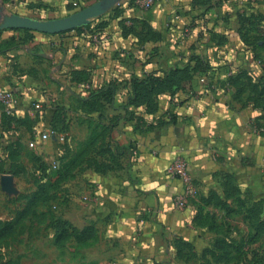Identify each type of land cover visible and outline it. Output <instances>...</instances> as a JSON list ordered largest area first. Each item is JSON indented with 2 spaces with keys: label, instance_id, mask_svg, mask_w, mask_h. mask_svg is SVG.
<instances>
[{
  "label": "crops",
  "instance_id": "crops-1",
  "mask_svg": "<svg viewBox=\"0 0 264 264\" xmlns=\"http://www.w3.org/2000/svg\"><path fill=\"white\" fill-rule=\"evenodd\" d=\"M4 2L24 8L29 17L43 12L49 15L47 18H52V13L67 15L78 9L77 0ZM121 2L124 1L117 5ZM29 3L41 7L30 8ZM240 3L241 0H223L204 11L201 6L193 7L191 0H156L146 13L122 5L125 7L123 14L112 19L115 21L113 26V21L109 22L99 34L100 41L92 39L96 43H83L82 38L77 40L79 54L85 56L87 63L80 66L73 63V69L89 68L92 73L90 82L83 85L85 90L111 81L120 84L114 105L107 111L111 116L125 114L121 104L127 100L128 82L132 76L168 70L186 63L192 55L208 61L211 66L208 77L197 72L184 86V91L175 94V100L171 101L168 94L161 95L155 117L171 110L176 121L160 126L154 122L152 128L144 127L142 131L134 129V120L121 118L117 122L112 141L122 147L118 170L100 173L88 168L82 179L93 189L85 194L81 213L73 210L63 216L80 229L93 224L97 229V240L93 245L106 242L113 249L130 247L125 252L126 257L119 261L166 263L173 255V239L194 236L199 239L207 230L193 221L200 198L212 191L226 197L227 177H232L241 198L246 200L247 195L264 202V120L258 118L264 114V109L249 99L253 96L251 90L245 89L238 96L236 88L227 80L239 69L258 76L264 65V48L256 52L260 58H254L253 51L245 48L239 38L236 12ZM251 6L253 8L248 11H264V0H255ZM121 19L127 24L132 22L137 32H145L148 27L159 31L161 40L147 39L138 43L134 34L123 36L118 24ZM37 33L44 35L43 41L34 38L9 50L0 56V65H6L5 59L15 56L22 65L25 54L20 55L21 52L27 50L31 58L34 42L41 44V50L36 52L44 60H59V64L67 65L72 56L71 48L63 49L57 45L47 52L43 44H47L50 35ZM217 33L226 36L225 44L216 43L213 37ZM6 78V71L0 68V86ZM223 81V85L219 83ZM89 132L86 125V136L80 139H87ZM130 144L133 150L128 148ZM178 154L188 158L197 189L196 198L184 209L173 206L172 197L181 189V184L166 173L167 162ZM71 197L72 204L76 199ZM232 199L227 200L231 203ZM206 210L220 209L207 206Z\"/></svg>",
  "mask_w": 264,
  "mask_h": 264
},
{
  "label": "rangeland",
  "instance_id": "rangeland-1",
  "mask_svg": "<svg viewBox=\"0 0 264 264\" xmlns=\"http://www.w3.org/2000/svg\"><path fill=\"white\" fill-rule=\"evenodd\" d=\"M94 1L96 0H83L86 5ZM122 1H124L120 4L122 14L125 9L122 5L140 9L133 3L130 4L129 0ZM0 7L2 14L28 16L24 8L3 0H0ZM77 8L80 9L79 6ZM112 8L101 15L104 16V20L113 21L111 26L115 23L111 18ZM149 10L142 11L146 13ZM47 15L37 12L30 16L48 19ZM52 16L58 18L66 15L52 13ZM11 34L18 33L6 30L1 34V41H5ZM49 35L47 44H43L47 52L52 51L57 45L64 47L63 49L71 48L72 56L67 65L59 64V60H44L36 52L41 50L39 42H34L31 47L34 51L33 58L27 55V50L21 52L20 55L25 54L22 65L17 56L6 58V65H0V68L6 71L11 86L19 88L17 93L21 99L19 108L11 117L4 116V111L0 108V178L4 174L11 175L14 188L12 193H8L0 184V264H80L83 261H96L98 264H138L137 261H119L120 258L126 257L125 252L130 248L128 246L125 248L117 246L113 249L106 242L102 245H93L95 240L82 245L72 236L59 240V243L55 242L57 229L53 224L54 217L63 218L67 212L73 210L81 213L85 205L83 203L85 194L93 189L92 185H88L89 182L82 179L88 173L86 161L77 162L74 167L72 166V176L63 182H57V187L54 185L52 163L59 160L62 164L78 149L80 141H84L80 138L86 136L87 114L82 111L77 100V95L86 93L83 86L85 84L71 82L70 73L74 67L73 63H78L79 66L87 63L85 56L79 54L80 44L77 40L82 38L85 41L83 43H86L95 39L94 41L98 42L101 34H94L91 37L89 34L86 36L69 30L64 34ZM34 38L43 41L44 35L34 32L32 39ZM262 56L264 57V54ZM35 102L41 104L39 109L34 107ZM110 109L109 106L104 109V121L111 116V112H107ZM93 115L97 117L98 113ZM51 128L57 130L54 139L49 138L36 147L28 145V141L34 135ZM92 154L95 157L99 155L96 152ZM101 156L97 159L103 161ZM42 162L47 164L43 165ZM109 165L111 170L119 168L114 164ZM72 195L76 200L71 204ZM253 198L246 195L249 205H256L257 213L264 214V202L261 200L258 202ZM239 205L238 211L234 210L229 214L222 210H207L214 214V222L216 221L220 227L218 234L207 229L198 237L199 239L196 236L190 239L185 237L173 239L172 258L166 263L159 261L153 264H264V227H257L252 217L246 221ZM233 207L236 208L235 203ZM58 230L60 231V228ZM215 236H226L241 244L227 247L234 258L227 262L215 261L210 253L205 252L212 247ZM120 250H123V255ZM221 253L223 255V249L217 252L218 255ZM97 258L99 260H94Z\"/></svg>",
  "mask_w": 264,
  "mask_h": 264
},
{
  "label": "trees",
  "instance_id": "trees-1",
  "mask_svg": "<svg viewBox=\"0 0 264 264\" xmlns=\"http://www.w3.org/2000/svg\"><path fill=\"white\" fill-rule=\"evenodd\" d=\"M8 1V0H3ZM130 4L133 0H129ZM223 0H191V5L201 6L204 11L215 6L218 2ZM255 0H241V7L237 9L238 17V33L243 46L253 51L254 58H260L257 50L264 48V11H248L251 8V3ZM79 8L86 6L83 0H77ZM134 4V3H133ZM28 6L40 8L41 5L29 3ZM253 8V7H252ZM122 15L121 5H117L111 10V18H116ZM104 16L96 17L89 23L78 26L71 31H76L78 34H101L108 26L109 20H104ZM121 27L123 36L134 34L137 36V42L143 43L147 39L154 41L161 40V33L153 30L150 27L145 32H137L131 23L124 22V19L118 20ZM12 31L18 33L17 35L11 34L1 41V34L4 31ZM69 31L61 32L64 34ZM34 31L28 29H0V55L6 54L9 50L17 48L21 43L31 41ZM213 38L216 43L221 45L225 44L227 39L224 34L217 33ZM211 68L208 61L200 58L199 56L192 55L184 64L175 65L168 70L158 72L156 70L149 71L144 76H132L128 82V97L125 103L121 104L125 110L124 115H112L107 121H104V111L107 106L114 105V98L120 88L117 82H108L101 86L91 87L86 90V94L77 95L82 111L87 114L86 124L89 128V136L84 141H80L79 147L70 155L65 161H55L53 170L55 176V183L63 182L72 176L71 168L77 162L86 161L87 166L95 172L105 173L111 170V165L114 164L119 167V155L122 153V147L115 141H112V133L117 125V122L122 118L125 120H134V129L142 131L144 127L152 128L154 122L157 126L165 123L176 121V115L171 110H167L164 114L155 117L159 110V99L161 95L168 94L170 100L176 99L175 94L179 91H184V86L192 81L197 72L203 73L208 77V71ZM91 70L89 68H75L71 70L70 81L73 83L86 84L91 80ZM227 80L236 88V95L240 96L245 89L251 90L253 96L251 99L256 105L263 106L264 109V65L260 75L255 76L249 70L239 69L235 74L228 76ZM222 85L225 83L219 82ZM2 87L15 90L16 86H11L10 79L6 78ZM105 109V110H104ZM98 113L97 117L93 114ZM6 117H11L5 112ZM259 119L264 120V114L258 116ZM57 134L56 128H51ZM55 138V137H54ZM53 138V139H54ZM128 148L133 150V145L130 144ZM98 149V150H96ZM98 153L99 157L102 155L100 161L98 156L95 157L92 153ZM43 165H46L42 162ZM48 166V165H47ZM234 179V178H233ZM224 192L226 197H222L216 191H212L208 196L200 198V206L194 215L193 221L197 226H205L206 229L214 231L218 234L219 226L214 222V214L206 210L207 206L217 207L225 213L229 214L234 210L238 211V205L241 206L243 218L255 221L256 226L259 228L264 227V214L259 215L256 211V205L250 206L249 203L241 198L239 188L232 182V177H227L225 180ZM232 197V202H228V198ZM236 204V208L233 204ZM258 203V202H257ZM259 206V203H258ZM53 224L57 229L56 241L64 240L68 237L74 239L82 245H87L97 240V229L93 224H89L83 228H77L70 221L65 218L54 217ZM60 228V231L58 230ZM259 230V229H257ZM180 239V238H178ZM185 242V241H184ZM56 244V243H55ZM241 245L234 241V239L226 236H215L212 247L206 249L205 252L210 253L215 261H229L233 255L227 250V247ZM225 248V249H224ZM224 250L222 255H218V250ZM80 264H98L96 261H83Z\"/></svg>",
  "mask_w": 264,
  "mask_h": 264
},
{
  "label": "water",
  "instance_id": "water-1",
  "mask_svg": "<svg viewBox=\"0 0 264 264\" xmlns=\"http://www.w3.org/2000/svg\"><path fill=\"white\" fill-rule=\"evenodd\" d=\"M121 0H96L66 16L40 19L19 14H2L0 7V29H28L46 34H58L87 24L91 19L99 17L117 5ZM1 188L12 193L13 177L4 174L0 178Z\"/></svg>",
  "mask_w": 264,
  "mask_h": 264
},
{
  "label": "built area",
  "instance_id": "built-area-1",
  "mask_svg": "<svg viewBox=\"0 0 264 264\" xmlns=\"http://www.w3.org/2000/svg\"><path fill=\"white\" fill-rule=\"evenodd\" d=\"M156 0H133L135 6L142 10H149ZM21 99L16 91L0 86V108L8 115H12L19 108ZM35 108H40L39 102L33 103ZM55 137V132L51 129L42 131L34 135L29 141L30 147H36ZM55 162L52 163L54 166ZM166 173L170 178L176 179L181 184V189L172 197L173 206L183 209L189 201L196 196V187L190 174V162L183 154H178L169 159L166 164Z\"/></svg>",
  "mask_w": 264,
  "mask_h": 264
}]
</instances>
